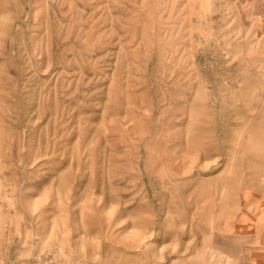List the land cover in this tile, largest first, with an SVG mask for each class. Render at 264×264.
<instances>
[{"label":"rangeland","instance_id":"obj_1","mask_svg":"<svg viewBox=\"0 0 264 264\" xmlns=\"http://www.w3.org/2000/svg\"><path fill=\"white\" fill-rule=\"evenodd\" d=\"M0 264H264V0H0Z\"/></svg>","mask_w":264,"mask_h":264}]
</instances>
